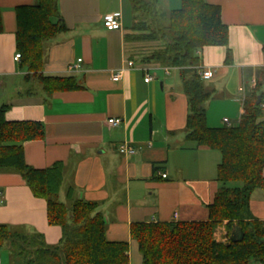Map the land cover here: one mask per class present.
I'll use <instances>...</instances> for the list:
<instances>
[{
    "label": "crops",
    "instance_id": "crops-1",
    "mask_svg": "<svg viewBox=\"0 0 264 264\" xmlns=\"http://www.w3.org/2000/svg\"><path fill=\"white\" fill-rule=\"evenodd\" d=\"M155 1L164 13L182 4V0ZM206 1L221 7L229 28L226 46H207L200 52V67L215 71L205 79L212 91L206 103L207 123L221 128L229 112L213 109L231 107L234 113L229 114L239 123L245 100L258 83H264V0ZM36 3L0 0V105L11 104L8 120L45 125L44 138L23 144L27 163L44 169L63 161L59 192L65 191L63 202H97L107 238L127 241L129 264H143L132 224L208 220V205L221 186L217 180L221 153L187 138L188 98L183 84L160 77L155 70L163 65L140 62L134 56L136 46L125 37L135 15L127 24L126 0H59L60 16L68 27L46 40L43 73L73 76L82 87L50 94L36 80H27L28 69L15 60L16 8ZM128 7L132 11L130 3ZM109 13L122 14V29L105 27ZM128 60L135 62V68L127 67ZM120 69H125L122 79H111ZM146 69L155 75L151 82L145 81ZM109 118L122 121L113 126ZM123 143L137 152L125 155L120 150ZM69 189L72 200L67 197ZM254 196L251 210L264 221V193ZM226 223L215 233L218 241L231 239L238 226L228 235ZM0 224L23 234H41L50 245L63 235L61 226L49 223L46 199L35 196L15 171L0 172ZM12 258L8 246L0 248V264H16Z\"/></svg>",
    "mask_w": 264,
    "mask_h": 264
},
{
    "label": "trees",
    "instance_id": "trees-1",
    "mask_svg": "<svg viewBox=\"0 0 264 264\" xmlns=\"http://www.w3.org/2000/svg\"><path fill=\"white\" fill-rule=\"evenodd\" d=\"M130 2L134 20L145 15V28L137 21L131 28L151 33L136 38L127 33L125 38L164 41V50L139 61L180 70L188 98L186 136L198 146L218 150L222 156L217 167L221 186L208 205V220L132 224L131 233L139 244L143 264H264V221L251 210L255 191L264 189V83H258L245 100V111L237 125L210 127L206 103L212 91L200 75V52L207 46H226L229 42L221 7L206 0H182L180 8L164 13L155 0ZM58 3L37 0L36 4L16 8L15 42L22 66L29 71L25 78L36 80L50 94L82 87L73 76L43 73L46 40L68 27ZM164 17L168 22L163 23ZM2 28L0 9V32ZM259 95L261 102L257 104ZM10 108L11 104L0 105V172L20 173L33 194L46 199L49 223L61 226L63 235L59 243L50 245L41 234H23L0 224V248L9 245L16 264H129V243L107 238V224L97 202L79 199L67 204L59 200L63 161L44 169L27 163L23 144L44 138L45 125L41 121H10L6 118ZM67 197L72 200V189ZM224 221L230 232L234 225L240 226L243 239L217 241L216 229Z\"/></svg>",
    "mask_w": 264,
    "mask_h": 264
},
{
    "label": "rangeland",
    "instance_id": "rangeland-1",
    "mask_svg": "<svg viewBox=\"0 0 264 264\" xmlns=\"http://www.w3.org/2000/svg\"><path fill=\"white\" fill-rule=\"evenodd\" d=\"M126 3H127V6H126V22L127 24H129L133 19H132V15L134 14L132 11H129V3L131 4L130 0H126ZM131 9H132V6H131ZM145 19V15H138V17H136V19L134 21H137L136 23L139 24L140 26H143L144 27V24H143V21ZM163 23H166L168 22V19L167 17H164L163 18ZM135 23V22H134ZM139 26V27H140ZM138 27V26H137ZM151 32L150 31H142V30H139L137 28L133 29L131 28L128 32V34L132 35L133 37L136 38V36H139V35H148L150 34ZM133 37H130L128 38V41H131V45H135L136 46V49L134 50V56L137 58V60H140L143 56H150L151 54L157 52V51H161L162 49L164 50V47H165V43L163 40L161 39H143V40H133L135 38ZM131 38H133L132 40H130ZM164 67H171V66H168V65H163ZM164 67H160L159 69L155 70L156 72H159L160 73V77H163V78H174L176 79V81L182 85V80H181V77H180V72L179 70L177 69V67H173L171 69V74L170 75H167V73L165 72V69ZM159 77V78H160ZM213 82V81H211ZM209 82V83H211ZM207 87H209L208 83L205 84ZM215 110L217 113H220L222 110L223 111H228L229 113H234V109H231V107H226V108H219V106H216ZM227 114L228 116V120H231L233 122L234 125L238 124L237 122L239 121H236L237 118L231 116V114ZM210 114H211V111H210ZM224 114L226 115V113L224 112ZM230 122V121H229ZM227 124V123H226ZM231 124V123H230ZM228 124V125H230ZM231 124V125H233ZM258 193H264V190L262 189H258L256 192H255V196H254V199L257 198L258 196ZM59 198L60 200L62 201H66L65 199V191L62 192L61 194H59ZM223 224V223H222ZM221 224V225H222ZM220 226V225H219ZM219 226L217 227L216 231H218V228ZM216 233V232H215ZM230 230L228 229V235H229ZM225 240L223 241H219V242H223V243H226L229 241L230 237L226 236V238H224ZM217 240V239H216ZM218 241V240H217ZM6 246V245H5ZM9 246V245H7Z\"/></svg>",
    "mask_w": 264,
    "mask_h": 264
},
{
    "label": "built area",
    "instance_id": "built-area-1",
    "mask_svg": "<svg viewBox=\"0 0 264 264\" xmlns=\"http://www.w3.org/2000/svg\"><path fill=\"white\" fill-rule=\"evenodd\" d=\"M104 25L108 30H120L122 29V14L121 13H109L105 15L104 17ZM21 59V54L17 53L15 55V60H20ZM81 61V59H79ZM127 67L129 68H135V62L133 60H128L127 61ZM173 67H164L165 72L167 74L171 73V69ZM178 69V68H177ZM125 69H120L118 71H115L112 75L113 80L118 81L121 80L123 77V72ZM215 74V71L213 68H201L200 75L202 76L203 79H211ZM145 81L146 82H151L154 80L155 75L150 72V70L146 69V75H145ZM264 107V104H263ZM122 119L121 118H109L108 122L113 125V126H118L121 123ZM225 122L227 124H230L228 119H225ZM120 150L123 152L125 155H133L137 152L136 148L134 146H131L129 143H123L120 145ZM164 177L167 176V174H163Z\"/></svg>",
    "mask_w": 264,
    "mask_h": 264
},
{
    "label": "water",
    "instance_id": "water-1",
    "mask_svg": "<svg viewBox=\"0 0 264 264\" xmlns=\"http://www.w3.org/2000/svg\"><path fill=\"white\" fill-rule=\"evenodd\" d=\"M261 102V96L259 95L257 99V104H260ZM10 121H15V120H10ZM244 237V231L240 226H236L232 235H231V240L234 242L242 240Z\"/></svg>",
    "mask_w": 264,
    "mask_h": 264
}]
</instances>
